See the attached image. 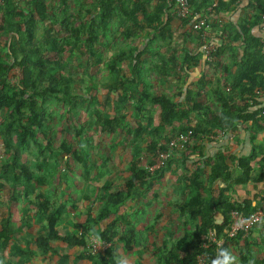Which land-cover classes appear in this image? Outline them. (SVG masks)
<instances>
[{"label":"trees","instance_id":"trees-1","mask_svg":"<svg viewBox=\"0 0 264 264\" xmlns=\"http://www.w3.org/2000/svg\"><path fill=\"white\" fill-rule=\"evenodd\" d=\"M68 1L57 0L48 11L44 0H0V112L5 113L0 117L3 146L0 180L4 182L0 183V188L8 183L12 188L19 185L25 190L24 209L20 213L22 225H27L31 212L37 219L43 216L42 233L31 241L19 242L12 231V225L17 222L12 211L17 196L10 193L15 189L9 192L8 198H0V258L10 246L19 254L22 264L36 254L44 261L49 260L51 254L57 255L55 264H78L81 260L118 264V247L125 252L140 248L134 228L121 227L122 219L117 216L119 208L131 197L132 190H142L153 178L150 173L156 169L149 172L144 165L159 162L158 155L166 152L167 143L173 137L189 133L177 173L183 199L181 203H175L173 217L191 228H185L170 244L165 241L151 244V255L156 264H197L196 258L202 253L206 254L209 263L215 256L219 257L222 249L229 254L235 251L236 264H264V257L257 258L250 251L251 231L247 235L238 231L228 237L233 211L247 217L262 210L261 220L264 219V147L256 150L257 145L253 143L255 138L264 137V32L261 31L264 0H186L189 14L183 18L172 15L174 0H75L76 10L71 16L67 13ZM237 10L241 18L233 24L228 15H234ZM114 21L120 28V39L107 68L110 74L120 76L121 81L109 86L111 92L119 93L114 101L110 98L114 106L106 105L110 107L111 115L98 114L93 124V119L88 117L86 123H80L75 129L76 137L79 138L83 126L89 124L97 127L101 134L111 135L124 129L126 96L120 94L130 92L140 84L142 88L134 91L136 98L130 95L134 99L135 116L143 117L144 102H149L157 110L158 125L145 139L144 158L132 159L127 167V177L121 183H107L102 187L105 200L101 206L96 211L87 208L83 219L75 225V232L62 234L57 225L63 207L52 202L45 193L30 198L26 189L31 182L44 186L46 181L42 176L34 178L21 157L23 151L33 145L36 154L42 156L37 165L41 171L47 165L49 155H54L52 140L46 131L43 99L51 97L63 102L66 124L78 104L77 95L72 92L75 82L67 76L62 55L76 53L85 59L87 75V69L93 65L92 59L99 62V40L110 33ZM198 22H203V27L194 29ZM204 25H209L214 32L215 36L211 37L220 40L210 52L209 61L201 49L206 42L210 45L209 36L202 37ZM60 28L67 33L61 37L62 41L57 39ZM175 37L179 38L181 49L179 61L175 58L178 51L173 47ZM237 41L239 46L236 54L232 53L230 63L216 62L223 64V76L218 75L210 82L202 72L203 68L232 49ZM149 43L158 45L156 54L159 58V63H151L150 69L164 79L174 77L170 96L153 94L145 85L142 74ZM44 51L55 53L56 58L49 61ZM117 65L120 67L116 68ZM198 67L199 77L184 86L180 78ZM232 67L235 70L227 80L224 75ZM14 73L16 87L10 85ZM206 87L215 97V108L198 100ZM87 90L92 88L87 87ZM92 92L88 94L89 101L96 103L97 93ZM178 97L183 101L179 102ZM142 130L143 125L137 122L135 135ZM235 132L241 136L240 143H246L239 152L227 149L218 138L227 140ZM59 155H72L75 161L81 162L78 152L71 151L65 141H61L54 156ZM161 165L162 171L165 164ZM249 185L257 191L235 195L236 190L246 189ZM153 222L155 225L156 221ZM208 231H213L222 242L217 253L214 245L206 250L202 248ZM90 235L106 247L91 253L87 245ZM31 242L35 246L34 252L29 250ZM260 242L264 252V235L260 236ZM21 243H24L23 249ZM62 245L74 249L76 254L72 257L61 253L59 247Z\"/></svg>","mask_w":264,"mask_h":264},{"label":"rangeland","instance_id":"rangeland-1","mask_svg":"<svg viewBox=\"0 0 264 264\" xmlns=\"http://www.w3.org/2000/svg\"><path fill=\"white\" fill-rule=\"evenodd\" d=\"M47 10L56 5L57 0H44ZM75 0H69L67 2V13L73 15L76 10ZM86 7V6H84ZM173 15V11L171 12ZM118 24L116 21L110 25V33L105 38L100 39L99 62H95L92 59L93 65L87 70L85 74V59L80 57L76 53L65 52L62 55L63 63L67 67V76L72 77L74 80V87L72 92L77 96V107L75 112L70 115V122L66 124V107L62 101L51 97H45L44 112L46 119L47 133L52 140L51 149L55 153L59 149L61 141H65L67 147L71 146V151H77L81 162L75 161L72 155H49L47 165L39 171L37 165L40 163L42 156L36 154L34 146L30 144L29 148L22 153L21 161L25 163L31 173L35 176H42L46 181L44 186H39L35 181L31 182V185L26 189L32 198L37 193H45L51 201L59 206H62V214L57 225V229L62 234L74 233L75 225H77L83 219V213L87 208H91L96 211L101 203L105 200V194L102 187L107 183L119 184L127 177V167L132 159L144 158L142 148L145 145V139L149 135V131L153 130L158 125L157 110L149 102H144L143 117L137 118L134 113L133 100L136 98L137 89L142 88V84L138 85V88H132L127 93H121V97L124 98L125 112H126V126L124 129H120L114 134H101L97 127L90 124L83 126L82 133L79 138L76 137L75 129L80 126V123H86L88 117L93 119L95 116L111 115L108 108L114 101L118 93L111 92L109 86L119 80L120 76L117 74H110L107 68L108 60L113 53L117 51V41L120 39L118 30ZM120 29V28H119ZM203 32L208 37L210 47L214 50L219 44L220 40L211 36H215L211 31L209 25L205 26ZM57 39L62 41V36L67 34L63 31V28L59 29ZM140 41V39H139ZM179 38L175 37L173 47L177 49L175 58L177 61L181 57V49L179 46ZM140 44V42L138 43ZM237 44V43H235ZM234 45V44H233ZM156 43H149L147 46L148 54H146L145 65L142 77L145 81V85L148 90L153 94H167L170 96L173 92L174 77L164 79L159 74L150 69L151 63H159V58L156 54ZM209 48V49H211ZM237 45L233 46L229 51H225L215 62L210 65H206L203 68V73L206 75L210 82H213L215 77L224 74L222 71L223 64L228 65L232 60V55L236 54ZM233 53V54H232ZM49 61H53L56 58L53 52H43ZM231 54V56H230ZM231 58V59H230ZM210 58H206L209 61ZM223 62V64H216ZM212 62V60L210 61ZM121 65V64H120ZM221 66V67H220ZM120 66H116L118 68ZM126 67V66H125ZM127 71V68L124 69ZM195 71V72H192ZM233 69L230 68L229 73H225L224 77L227 80L231 79ZM188 76H183L180 79L184 86H187L190 82L194 83L201 73H199V67L194 68ZM192 72V73H191ZM12 76V77H11ZM10 77V85L17 86L16 73ZM91 78H90V77ZM87 87H91L97 98V102L91 103L88 98V94H92V90H87ZM226 90V88H223ZM87 92V95H86ZM132 95L134 99L130 97ZM129 98H131L129 100ZM202 103H205L211 108L217 107L215 97L211 94L210 88L206 87L205 92L201 93V97L198 99ZM178 101L182 102L183 98L178 97ZM108 102V104H107ZM111 103V104H110ZM110 105V107H106ZM5 115L4 112H0V117ZM1 120V119H0ZM137 122L143 125V130L139 135H135V127ZM88 123V122H87ZM177 125V124H175ZM168 129L164 130L167 131ZM241 136L235 132L233 136H230L227 140L221 142L227 147V149L238 151L240 147ZM41 137L39 136V139ZM13 139V137H12ZM2 137L0 136V163L2 161L3 146L1 144ZM45 143L43 140H41ZM220 142V141H219ZM256 150L258 147H264V137L259 136L253 140ZM184 150H173L168 153V157L164 161V169L161 171L160 167L156 168L155 172L150 173L153 178L143 186L142 190H132L131 197L127 198L123 206L118 210L117 216L122 219L121 227L127 228L131 226L137 233V239L140 243L139 250L135 252H125L118 248L120 261L124 264H134V259L140 256V262L144 264H156L155 258L151 255L152 243L158 244L162 241L170 244L176 238L181 236L185 228H191L190 225L183 224L179 219L173 217L175 212V203H181L183 196L180 192V183L177 178L178 168L180 165V156ZM48 155V154H47ZM161 165V164H160ZM161 165V166H163ZM147 164L144 165L146 167ZM158 175V176H155ZM0 183H4L2 179ZM15 189L13 192L12 190ZM24 189L16 185L15 188L9 186L8 183L3 184L0 188V198H8L9 192L11 195L17 196V201L12 205V211L14 219L20 220V213L24 209L23 194ZM257 189L253 185H249L246 189L236 190L235 195L242 196L244 192L253 194ZM17 194V195H16ZM137 194L139 196H137ZM18 219V220H17ZM153 220H155V225ZM41 219H31L33 225L32 230L29 231L31 236L40 233L42 228ZM150 224L151 227H150ZM16 225H12V231L15 235V239L19 242L23 241L16 231ZM18 226V224H17ZM251 244L250 251L257 258L264 257L262 242H260V236L264 235V219L261 220L251 230ZM24 234V231L22 232ZM92 237V238H91ZM95 239V236L87 237V245H89ZM96 240V239H95ZM33 249V243H31ZM68 253H72V250H66ZM233 257L231 261L236 264L235 251L230 254ZM137 256V257H136ZM17 254L13 251L12 247H7L6 251L0 258V264H22L16 262ZM30 264H44L43 260H38ZM79 264H85L80 261Z\"/></svg>","mask_w":264,"mask_h":264},{"label":"built area","instance_id":"built-area-1","mask_svg":"<svg viewBox=\"0 0 264 264\" xmlns=\"http://www.w3.org/2000/svg\"><path fill=\"white\" fill-rule=\"evenodd\" d=\"M174 3H175L173 8L174 16L183 18L189 14L186 0H174ZM261 21H262L261 31L264 32V14L261 16ZM201 26L203 27V22L195 23L193 27L194 29H200ZM202 35L203 38L206 36L203 31H202ZM209 48L211 47L207 44V42L201 47L206 58L209 56L210 52L213 51L212 48L211 49ZM189 135H190L189 133H187L186 135L178 134L175 137H173L167 143L166 152L160 153L158 155L159 162L151 166L147 165L144 168H146L149 172H153L154 169L158 168L159 165L164 160H166V158L168 157V153H170V151L183 150L185 148V143L189 140ZM262 217H263L262 210H256L247 217H242L236 211H233L231 213L232 224L230 227V231L228 233V237H233L234 235H236L238 231H241L244 233V235H247L248 232L261 221ZM212 245L215 246V252L217 253L219 247L222 245V242L220 239L216 238L213 231H208L207 235L204 238V242L202 243V248L206 250L210 248ZM88 247L91 253H96L98 251H102L106 247V244L98 239L96 240L92 239ZM213 259H217V257L215 256ZM211 262L209 263L207 262L206 254L204 253L198 255L196 258L197 264H211Z\"/></svg>","mask_w":264,"mask_h":264},{"label":"crops","instance_id":"crops-1","mask_svg":"<svg viewBox=\"0 0 264 264\" xmlns=\"http://www.w3.org/2000/svg\"><path fill=\"white\" fill-rule=\"evenodd\" d=\"M229 16V18H230V20L233 22V24H236V23H238L239 22V20H240V18H241V13H240V11L239 10H237L235 13H234V15H228ZM234 45H237V46H239V42L237 41V44H234ZM230 56H231V54H230ZM231 59V58H230ZM231 69H233V71H232V73L234 72V70H235V68L234 67H232ZM245 145H246V143L244 142V141H242L241 143H240V149H242V147H245ZM240 150H238L237 152H239ZM62 214V213H61ZM28 216H29V218L27 219V225H22L21 223H20V220L19 221H17L16 223H15V227H16V231L18 232V234L19 233H21V235H20V237L23 239V241H24V239L25 240H32L35 236H38V235H40L41 233H42V228H41V231H40V233H38V234H36V235H33V236H31L30 234H29V231H31L32 230V227H33V225H32V223H31V219L32 218H34V219H37L38 217L36 216V214L34 213V212H31V213H29L28 214ZM61 217V216H60ZM21 219V218H20ZM40 219L42 220L43 219V216H40ZM18 220V219H17ZM17 224H18V226H17ZM127 228H131V226H128ZM24 231V234H22V232ZM136 232V231H135ZM14 233H15V231L13 232V236H14V238H15V235H14ZM92 238V237H91ZM95 239H97L96 237H95ZM31 243H33V242H31ZM31 243H30V245H29V250L30 251H32V252H34L35 251V246L33 245V249L31 248ZM152 244H154V243H152ZM20 248H24V243H21L20 244ZM119 248V247H118ZM59 251L61 252V253H66V254H68V255H71L72 257L76 254V251L74 250V249H70V248H68V247H66V246H60L59 247ZM66 250H72V253H68ZM137 250H139V249H137ZM136 250V251H137ZM14 251V250H13ZM15 252V251H14ZM130 252H132V251H130ZM133 252H135V251H133ZM16 253V252H15ZM17 254V253H16ZM119 256V255H118ZM17 260H16V262H22V261H20L19 260V254H17ZM137 257V256H136ZM140 256L139 257H137V258H135L134 259V264H138V263H141V264H144V263H142V261L140 262ZM28 259V258H27ZM41 259V257H37V254H36V256L34 255L33 257H32V259H28V261H25L23 264H30V263H32V262H35V261H38V260H40ZM49 260H46V261H44L43 259H41V260H43V263L44 264H48L47 262L48 261H50V264H55V262L58 260V258H57V255H55V254H51L50 255V257L48 258ZM82 262H85V264H97V263H92V262H89V261H87V260H81ZM118 261H120V258L118 259L117 258V263H118ZM80 262V261H79ZM79 262H77L78 264H79ZM119 264V263H118Z\"/></svg>","mask_w":264,"mask_h":264},{"label":"clouds","instance_id":"clouds-1","mask_svg":"<svg viewBox=\"0 0 264 264\" xmlns=\"http://www.w3.org/2000/svg\"><path fill=\"white\" fill-rule=\"evenodd\" d=\"M232 260L233 257L226 250L222 249L219 252V257L217 259H213L211 264H231ZM120 264H124V262L121 261Z\"/></svg>","mask_w":264,"mask_h":264}]
</instances>
